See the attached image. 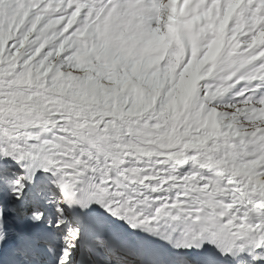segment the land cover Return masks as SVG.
Returning a JSON list of instances; mask_svg holds the SVG:
<instances>
[{"label":"snow or ice","instance_id":"snow-or-ice-1","mask_svg":"<svg viewBox=\"0 0 264 264\" xmlns=\"http://www.w3.org/2000/svg\"><path fill=\"white\" fill-rule=\"evenodd\" d=\"M0 264H264V0H0Z\"/></svg>","mask_w":264,"mask_h":264}]
</instances>
